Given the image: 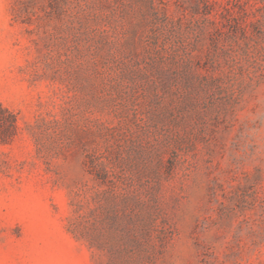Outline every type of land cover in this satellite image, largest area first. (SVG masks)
<instances>
[{
	"label": "rangeland",
	"instance_id": "374dc122",
	"mask_svg": "<svg viewBox=\"0 0 264 264\" xmlns=\"http://www.w3.org/2000/svg\"><path fill=\"white\" fill-rule=\"evenodd\" d=\"M0 264H264V0H0Z\"/></svg>",
	"mask_w": 264,
	"mask_h": 264
}]
</instances>
